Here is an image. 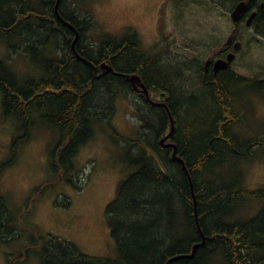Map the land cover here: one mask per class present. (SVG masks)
<instances>
[{"label": "trees", "instance_id": "16d2710c", "mask_svg": "<svg viewBox=\"0 0 264 264\" xmlns=\"http://www.w3.org/2000/svg\"><path fill=\"white\" fill-rule=\"evenodd\" d=\"M78 1L61 0L60 18L55 12L57 0H0V41L8 50L0 60L2 107L6 117H18L25 131L16 138L11 159L0 169L16 160L17 146L30 137L36 112L61 131V143H66L63 159L69 162L77 149L95 136L97 127L113 125L118 99L129 97L137 107L141 103L148 106L145 114H157V138L161 140L171 130L172 116L177 155L185 161L189 175L179 161L167 158L175 164L172 177L145 144L131 143L146 149H140L139 155L144 160L143 169L122 182L117 199L109 205V225L118 243V257L91 256L71 241L43 237L24 228L30 236L29 246L15 255L10 264H30L34 258L38 264H167L174 257L180 258L169 264H264V204L251 219L236 220L232 216V208L241 199L264 202V186L243 188V175L228 179L230 183L223 182L225 169L236 165L237 159L246 163L253 151L264 145V137L245 138L235 133L237 126L241 130L244 125L243 93L255 84H264V76L247 78L233 71L232 66L214 74L211 70L205 72L204 67L200 77L201 109H197L196 100L189 106L183 104L187 105L182 106L184 112L180 101L171 104L168 98L166 105L171 112L166 116V109L151 106L127 77L142 75L154 99L153 93L158 95L168 89L150 80L154 82L155 78L164 84L168 81L166 70L162 67L158 72L146 66L153 59L163 66L162 61L154 53L147 57L136 35L123 39L110 34L100 37L99 33L98 38L90 39L88 33L100 27L93 17L91 22L81 18ZM220 1L219 5L231 12L239 2H246L243 16L254 11L257 16L251 27L244 26L264 35V0ZM65 5L73 14L64 11ZM67 21L80 33L76 45L79 55L93 63L95 56L98 64L107 62L118 74L94 76L91 65L77 57L72 48L75 34ZM236 35L240 41L239 29ZM16 50L18 55L12 57ZM28 57L33 68L43 73L39 78L15 71V60L25 59L28 65ZM175 107L194 122L189 119L190 126L180 125ZM191 124L199 130L195 131ZM200 128L207 132H200ZM63 167L56 160L54 172L62 176L58 169ZM22 232L18 212L0 196V241L18 240ZM204 240L194 256H186Z\"/></svg>", "mask_w": 264, "mask_h": 264}, {"label": "rangeland", "instance_id": "374dc122", "mask_svg": "<svg viewBox=\"0 0 264 264\" xmlns=\"http://www.w3.org/2000/svg\"><path fill=\"white\" fill-rule=\"evenodd\" d=\"M220 2L79 0L78 11L82 19L88 22L95 19L100 27L96 32L91 30L88 33L90 39L98 38L99 33L100 37L110 34L123 39L136 35L142 52L147 57H152L151 53H154L163 64L153 59L146 67L158 72L162 71V67L166 70L167 82L160 84L155 78L154 82L150 81L167 88L172 94L171 101H180L181 110H184L182 106L196 100L199 101L197 109H201L199 91L203 89L200 79L202 69L207 60L220 57L221 49L234 30L231 10L219 5ZM64 11L68 15L73 14L68 5H65ZM238 29L243 45L232 70L247 78L264 76V35L258 34L255 29H248L244 24ZM4 46L0 41V60L8 54ZM15 55H18L17 50L12 57ZM28 59V65L25 59L15 60L17 74L20 71L31 78L42 76L43 73L33 68L30 57ZM93 59L91 68L94 76L101 78L107 73L101 69L104 62L98 64L95 56ZM193 85L197 87L193 89ZM153 95L152 101L157 103L159 96L156 93ZM2 100L0 90V166L11 159L16 138L25 133L18 117L5 116ZM185 103L187 105H183ZM242 103L246 105L244 125L241 130L235 126V133L245 138H263L264 84H255L246 90ZM116 106L113 125L97 127L95 136L80 146L69 162L63 159L66 143H61V131L44 120L40 113L34 114L30 137L17 146L16 160L0 169V196L16 209L18 226L23 230L16 238L18 240L0 241V264H10L15 255L29 246L30 236L25 229L43 237L71 241L82 253L91 256L118 257V243L109 225V205L117 199L122 182L143 169L144 160L139 155L142 154L140 149H146L131 143L145 144L158 161L162 160L159 164L170 175L174 173L175 164L167 159L172 160L173 152L167 154V149L172 147L160 146L161 138H157V114H145L148 106L141 103L137 107L129 97L119 98ZM176 114L179 115L180 125L184 128L190 126L188 121L191 118H187L186 113L184 115L176 108ZM191 125L195 131L199 130ZM169 132L170 129L166 134ZM200 132L207 130L200 128ZM175 144L178 148L177 141ZM56 160L64 166L58 169L62 176L54 172ZM240 175L244 176L243 188L264 186V145L257 147L246 163L237 159L236 165L225 169L223 182L230 183L228 179ZM150 176L148 174L147 177ZM263 204L260 200L241 199L232 208V216L236 220L251 219L257 216ZM38 263V259L34 258L30 264Z\"/></svg>", "mask_w": 264, "mask_h": 264}, {"label": "water", "instance_id": "95a60500", "mask_svg": "<svg viewBox=\"0 0 264 264\" xmlns=\"http://www.w3.org/2000/svg\"><path fill=\"white\" fill-rule=\"evenodd\" d=\"M61 0H57V3H56V7H55V12L56 14L61 18L60 16V13L58 11V8H59V3H60ZM247 7V4L246 2H241L239 3L231 12V19H232V22L233 24L237 25L239 24L241 21H242V15H243V12L245 11ZM262 7H263V4H262ZM257 16V12L254 11L247 19H246V25L247 27H251V25L253 24L255 18ZM66 25L74 32L75 34V39L72 43V48L74 49V52L76 54L77 57H79L81 60H86V62L90 65L93 66L92 62L88 61L87 59L83 58L82 56L79 55V53L77 52V49H76V45L79 41V36H80V33L79 31L77 30V28L69 23V22H66ZM237 28H238V25H237ZM236 28V29H237ZM235 29V30H236ZM233 39H234V36H231L228 40V44L230 45L232 42H233ZM242 48V43L241 41H237L234 46H233V52H230L227 56L226 59H218L215 61L214 63V74H217L219 73L220 71H223V70H226L228 68H230V66L232 65L233 61L235 60V53L236 52H239ZM211 63V60H207L206 64H205V67H208V65ZM101 69L103 72H115V69L114 67L107 63V62H104L102 63L101 65ZM118 74V73H117ZM128 80L132 83V85L134 86V88L139 91L140 93L144 94V96L146 97V99L148 100V102L152 103V104H158V105H161V106H166L165 103L163 102V95L167 96L168 94L166 92H163L160 94V102L159 103H154L152 100H151V97H150V93H149V90L148 88L146 87V85L144 84V82L142 81L141 77L137 74H132V75H128ZM166 109H168L167 107H165ZM171 117V124H172V128L170 130V133L161 140L160 142V145L161 146H165V147H172L173 149V153H172V160L173 161H179L182 165H183V168L185 170V172L189 175V172H188V169L186 167V163L185 161L182 159V158H179L178 155H177V146L174 145V144H165L166 141L168 140V138L171 136L172 132L174 131V123H173V119H172V116L170 115ZM205 244V240L199 244V245H196L194 246L193 248V253L191 255H195V252L196 250L198 249L199 246H202ZM188 257H192V256H189V255H186ZM177 258H180V257H174L172 259H170L168 261L167 264H169L171 261L177 259Z\"/></svg>", "mask_w": 264, "mask_h": 264}, {"label": "flooded vegetation", "instance_id": "af4514ba", "mask_svg": "<svg viewBox=\"0 0 264 264\" xmlns=\"http://www.w3.org/2000/svg\"><path fill=\"white\" fill-rule=\"evenodd\" d=\"M253 13V12H252ZM252 13H247L246 15H242V21L239 23V24H237L238 25V28H239V26H241L242 24H245L246 25V19L252 14ZM244 19V20H243ZM234 25V30L232 31V33H231V35L229 36V38L231 37V36H234V39H233V42L229 45L228 44V40H229V38L227 39V41H226V43H225V46L222 48V52L220 53V57L219 58H217V59H215V60H212L211 59V63L208 65V67H205V72H209L210 70L211 71H213L214 72V63H215V61L216 60H218V59H226L227 58V56H228V54L230 53V52H233V46H234V44L237 42V41H239V40H237L236 38H237V35H236V30L238 29L237 28V25H235V24H233ZM247 26V25H246ZM237 28V29H236ZM236 29V30H235ZM242 43V42H241ZM243 45V44H242ZM235 55H236V57H235V60L233 61V63H232V65L231 66H233V64L235 63V61L237 60V57H238V52H236L235 53ZM210 60V59H209ZM205 64H206V62H205ZM205 66V65H204ZM230 66V67H231ZM232 68V67H231ZM167 94H168V96H165V95H163V102L165 103V105H166V100H168V98L169 99H172V94L167 90V91H165ZM163 93V92H162ZM161 100H160V96H159V98H158V102L157 103H159ZM172 101H174V100H172ZM170 103L172 104V102H171V100H170ZM152 106H154V107H157V108H160V109H166L165 107H167V105L166 106H161V105H158V104H152V103H150ZM171 112V111H170ZM165 113H166V116L167 115H170V113H169V109H166L165 110ZM172 115H173V113H172ZM175 116V115H174ZM174 128H176L175 126H174ZM175 132H176V130H174L173 131V134H172V136H170V138L166 141V143H170V144H174V145H176L175 143H176V141L177 140H175L174 139V137H173V135L175 134ZM234 132V131H233ZM167 135V134H166ZM168 150H170L169 151V153L170 152H173V149L172 148H169ZM172 155V154H171ZM171 160V159H170Z\"/></svg>", "mask_w": 264, "mask_h": 264}, {"label": "bare ground", "instance_id": "6f19581e", "mask_svg": "<svg viewBox=\"0 0 264 264\" xmlns=\"http://www.w3.org/2000/svg\"><path fill=\"white\" fill-rule=\"evenodd\" d=\"M239 3H240V2H239ZM84 61H86V60H84ZM120 74H121V73H120ZM138 74H139V73H138ZM122 75H123V74H122ZM141 76H142V75H140V77H141ZM142 79H143V77H142ZM142 81H143V80H142ZM143 82H144V81H143ZM144 84H145V83H144ZM133 88H134V87H133ZM150 92H151V91H150ZM164 92H165V91H164ZM138 93H140V92H138ZM140 94H141V93H140ZM143 95H144V94H143ZM168 100H169V99H168ZM147 101H148V100H147ZM166 101H167V100H166ZM169 113H170V110H169ZM171 128H172V127H171ZM169 138H170V137H169ZM169 138H168V139H169ZM182 159H183V158H182ZM202 242H203V241H202ZM202 242H200V243H198V244H195L194 246L199 245V244H201ZM194 246H193V248H194ZM199 247H200V246H199ZM199 247H198V248H199ZM196 252H197V250H196ZM196 252H195V253H196ZM192 253H193V250H192ZM192 253H191V254H192ZM191 254H190L189 256H193V255H191Z\"/></svg>", "mask_w": 264, "mask_h": 264}]
</instances>
